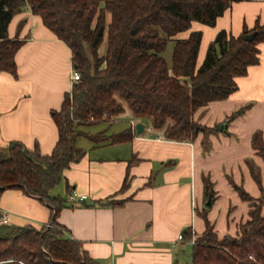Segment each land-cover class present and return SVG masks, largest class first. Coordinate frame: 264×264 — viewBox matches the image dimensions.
<instances>
[{"label": "crops", "instance_id": "0c3cea01", "mask_svg": "<svg viewBox=\"0 0 264 264\" xmlns=\"http://www.w3.org/2000/svg\"><path fill=\"white\" fill-rule=\"evenodd\" d=\"M258 21L264 22V0H242L214 27L193 23L176 38L187 39L191 31L203 33L199 67L219 32L238 37ZM8 35L24 43L15 56L18 76L0 71V160L8 157L11 142L30 151L38 145L43 156H50L59 139L52 114L61 109L74 85L72 52L29 7L14 15ZM258 48L260 62L236 79L237 91L194 115L195 122L207 128L226 122L221 133H200L191 142L168 141L126 108L120 116L127 119L118 122L116 131L83 129L89 135L133 133L131 141L118 144L97 145L80 137L77 147L85 155L64 171L58 193L51 192L65 201L57 223L92 259L99 264H185L193 243L178 237L188 229L196 236L203 234L205 216L221 238L235 235L248 219L250 206L234 185L255 199L262 196L257 179L264 185V160L253 147V137L261 132L264 141V43ZM139 122L145 124L141 135L136 131ZM205 178L214 189L209 208ZM74 191L87 200L71 205L68 199ZM112 201L121 204L108 205ZM3 214L9 215L8 225L14 228L9 235L19 227L48 226L53 218L46 203L17 188L3 192Z\"/></svg>", "mask_w": 264, "mask_h": 264}, {"label": "trees", "instance_id": "16d2710c", "mask_svg": "<svg viewBox=\"0 0 264 264\" xmlns=\"http://www.w3.org/2000/svg\"><path fill=\"white\" fill-rule=\"evenodd\" d=\"M240 1L0 0V71L18 76L15 56L24 42L10 39L8 29L14 15L29 7L70 48L80 74L61 109L52 114L59 132L53 153L43 156L38 145L30 151L20 142H11L8 157L0 160V198L7 189H21L46 203L53 217L50 226L19 227L8 236L0 232V264H99L57 223L65 201L51 196L64 171L85 155L77 140L86 136L97 145L131 141V130L112 136L89 135L83 130L123 114L120 100L134 118L149 121L165 140L191 142L200 133H208L209 128L195 122V113L229 98L238 89L236 79L259 64L264 22L258 21L251 30L244 28L238 37L219 32L199 67L203 33L191 31L187 39L176 37L190 31L193 23L214 27ZM255 32L254 39L247 41ZM106 38V51L100 56ZM170 43L168 60L165 53ZM253 147L264 160L261 132L254 135ZM257 181L262 191L259 199L234 185L250 206L248 219L235 235L219 237L206 216L203 234L196 236L191 229L184 233V240L193 243L192 264H264V185ZM204 185L206 197L213 199L209 178Z\"/></svg>", "mask_w": 264, "mask_h": 264}, {"label": "rangeland", "instance_id": "374dc122", "mask_svg": "<svg viewBox=\"0 0 264 264\" xmlns=\"http://www.w3.org/2000/svg\"><path fill=\"white\" fill-rule=\"evenodd\" d=\"M107 18H108V21H110V15H108ZM106 46H107V38L105 39L104 44L102 45V47L99 50V55L100 56L104 55V53L106 51ZM172 48H173V44L170 43L169 46H168V48H167V51L165 53V56H166V58L168 60H170V58H171ZM120 101L123 104L124 108L129 109L124 101H122V100H120ZM123 118L127 119L126 116H124V117L123 116H118V117L112 119L113 120L112 123L111 122L109 123L107 120L106 121H102V122H99L97 124H94V125H91V126L86 127V130H88V131H97V132L98 131L105 130L106 131L105 133H108V131L109 132H112L114 130L116 131V128L120 125L118 122H121V120ZM225 124H226V122H223V123H217V122H215V123H213L212 124L213 127L212 128H209V131L206 134H210V133H213V134L221 133L220 130L222 129V126L223 125L225 126ZM59 190H60V187L57 186L54 189L53 193H55V195H56ZM242 225H243V223L238 226L237 231L240 230V227ZM13 229L8 224H2L0 226L1 235L2 236H8L13 231ZM192 247L193 246L190 245L191 250H192ZM185 264H192V256H191V253L188 256V260L186 261Z\"/></svg>", "mask_w": 264, "mask_h": 264}, {"label": "built area", "instance_id": "2783aa9c", "mask_svg": "<svg viewBox=\"0 0 264 264\" xmlns=\"http://www.w3.org/2000/svg\"><path fill=\"white\" fill-rule=\"evenodd\" d=\"M80 79V74L77 71H74L73 76H72V81L76 82ZM149 131H154L153 127L148 128ZM87 200V196L85 195H79L77 192H72L69 196L68 202L71 205L75 204H81L84 203ZM0 222L2 224H8L9 223V215L8 214H3L0 216ZM50 226V225H48ZM179 240H183V234H180L178 237Z\"/></svg>", "mask_w": 264, "mask_h": 264}, {"label": "water", "instance_id": "95a60500", "mask_svg": "<svg viewBox=\"0 0 264 264\" xmlns=\"http://www.w3.org/2000/svg\"><path fill=\"white\" fill-rule=\"evenodd\" d=\"M255 35H256V32L248 35L246 37V40L252 41L254 39ZM75 68H76V66H75ZM185 76L186 77L190 76V72H189L187 66H185ZM224 129H225V126L223 125L221 130H224ZM136 131H137V134H139V135L143 134L145 131V124H143L142 122L137 123ZM211 205H212V197L210 196L207 203H206V207L209 208V207H211Z\"/></svg>", "mask_w": 264, "mask_h": 264}]
</instances>
